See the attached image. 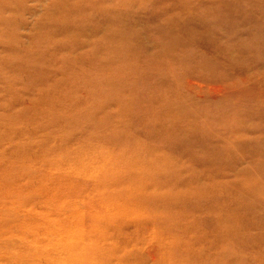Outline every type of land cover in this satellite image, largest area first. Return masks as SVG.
Listing matches in <instances>:
<instances>
[{
  "label": "rangeland",
  "instance_id": "374dc122",
  "mask_svg": "<svg viewBox=\"0 0 264 264\" xmlns=\"http://www.w3.org/2000/svg\"><path fill=\"white\" fill-rule=\"evenodd\" d=\"M250 186L264 194V0H0V215L34 216L22 242L0 225V264L44 261L45 201L87 216L68 264H216L217 224L264 233Z\"/></svg>",
  "mask_w": 264,
  "mask_h": 264
},
{
  "label": "bare ground",
  "instance_id": "6f19581e",
  "mask_svg": "<svg viewBox=\"0 0 264 264\" xmlns=\"http://www.w3.org/2000/svg\"><path fill=\"white\" fill-rule=\"evenodd\" d=\"M78 161H79V159H78ZM63 186H65V185H63ZM66 187L68 188L67 190H72V188L69 185H66ZM79 190H81V189H79ZM248 193H249L248 195L251 196L252 198H254L255 200L264 202V194L260 193L253 186H250V189L248 190ZM163 197H165L163 205H167V206H173V204L174 205L187 206L188 204H190L192 202L191 199H187V200H179V201H176L175 203H172L173 201L167 199L166 195H164ZM59 202H54V201L48 202V201H45L44 203H41V205L40 204H36L33 207H31L32 209L30 211L34 210L35 212H37V210L39 209V210H42L44 213H48V212H53V214L56 213L57 214L56 216L58 217V221H56L54 223V228H52L50 231H45L44 230L42 232V234H40V235H42V237H40V239H38L37 242L35 243L36 249L43 250L41 252H43L46 255L45 257L43 256V258H44L43 260L44 261H41V260L39 261L38 260V261H35V262H32V263H26V264H68L73 259H76V258L79 257V252L80 251H78V249L84 242H82V241H80V239H78L76 241L73 240V241H70V242L66 243L67 240L63 239V235H64V233H66L69 236H71V234H73L75 236V234L77 232H81L80 231V226L78 227L77 225L80 224V223H83L85 220L87 221V216L81 214L75 208V206H69L68 204H64L63 202H62L63 203V205H62L61 201H59ZM241 207H242L241 203L233 204L232 201H230V203L227 205L226 209L223 212L232 213L237 208H241ZM21 208H23V207H21ZM67 215H68V218H69L68 220L69 221L67 220L68 222L66 221V223L64 225V222H63L64 220H63L62 216L66 217ZM3 216L4 215H0V219L3 220V224H0L1 226H5V227L11 228V229H15L14 234L16 235L18 240H20V242H22L23 240L27 239L26 237H28L30 231H28V232H23V231L25 229H27L26 228L27 222H30L31 219H33L34 216L32 218H29L28 216L23 218V217H21V215H18V214L14 215V216H8V217H5V218ZM22 216H24V215H22ZM257 218H258V216H257V214H255V218L253 220H251L250 218L243 220L245 222H248L247 224L242 225L243 230L245 228L249 227L251 224L254 225L253 229L260 228L261 226L257 223V221H258ZM60 219H61V221L63 220L62 221L63 222V224H62L63 226L59 223ZM170 224L171 225H175V224H172V221H171ZM39 225L41 226V224H39ZM57 225L58 226L61 225L62 229L59 228L60 230H57L56 229ZM177 225L178 224H176L175 226H177ZM195 225L196 224L194 222H191V224H190V222H188V223H183L181 226L182 227L184 226L182 229L185 230L186 233L190 234L195 229V227H196ZM40 226H38V227H40ZM217 226L218 227L216 228V230L217 229L218 230H217L215 236L218 238V240L214 243L215 244L214 247L212 248L210 246L211 250L208 251V252H205V251H207L205 246L200 245V248L204 249V252H205L206 256L208 257V259H211V258L214 257V259L217 260L216 264H223V263L224 264H243V263H241L240 261H238V260H236L234 258L233 252L231 253V249H240L241 250V249H244L246 247L251 246L254 249L253 254H255V257H254L253 260L248 261L246 264H264V233L263 232H261V235L259 233H251V231H253V230L250 229V230H248L249 232H245V233L243 232L240 237H238L237 239L232 240V239H230V236H229L228 233H224V231L226 229H220L221 228L220 224H217ZM65 228H66V230H65ZM55 229H56V231H55ZM19 231H21V232L19 233ZM59 231H61V232H59ZM11 232H13V231L11 230ZM166 239H168L167 241L170 243V245H172L173 247L177 248L179 251L184 249V247H183L184 245L182 244V242L180 240H178V238L169 237V238H166ZM14 241H16V240L14 239ZM88 242H87L88 245H85V246H90L91 245L90 241H88ZM13 246H14V244H13ZM197 247L199 248V246H197ZM194 248H192V246H188V250L191 251V252L198 249V248H196V249H194ZM225 250H226V252H224ZM51 251H54L53 255L49 254V253H52ZM223 252H224V254H223ZM19 261H20V259H19ZM82 261H83V258H81L78 261V263H80ZM8 263L9 262H6V264H8ZM12 263H10V264H12ZM73 263L76 264L77 262L73 261Z\"/></svg>",
  "mask_w": 264,
  "mask_h": 264
}]
</instances>
